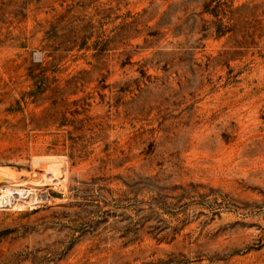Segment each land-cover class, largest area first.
Instances as JSON below:
<instances>
[{
  "label": "rangeland",
  "instance_id": "1",
  "mask_svg": "<svg viewBox=\"0 0 264 264\" xmlns=\"http://www.w3.org/2000/svg\"><path fill=\"white\" fill-rule=\"evenodd\" d=\"M0 264H264V0H0Z\"/></svg>",
  "mask_w": 264,
  "mask_h": 264
},
{
  "label": "built area",
  "instance_id": "2",
  "mask_svg": "<svg viewBox=\"0 0 264 264\" xmlns=\"http://www.w3.org/2000/svg\"><path fill=\"white\" fill-rule=\"evenodd\" d=\"M6 192V189L4 187L0 188V197H2Z\"/></svg>",
  "mask_w": 264,
  "mask_h": 264
}]
</instances>
